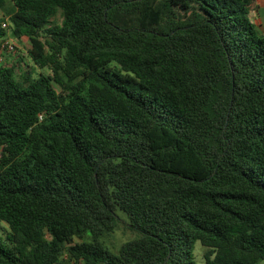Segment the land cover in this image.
I'll list each match as a JSON object with an SVG mask.
<instances>
[{"label":"trees","instance_id":"1","mask_svg":"<svg viewBox=\"0 0 264 264\" xmlns=\"http://www.w3.org/2000/svg\"><path fill=\"white\" fill-rule=\"evenodd\" d=\"M256 8L0 0V264H264Z\"/></svg>","mask_w":264,"mask_h":264},{"label":"rangeland","instance_id":"2","mask_svg":"<svg viewBox=\"0 0 264 264\" xmlns=\"http://www.w3.org/2000/svg\"><path fill=\"white\" fill-rule=\"evenodd\" d=\"M5 8L6 9L9 8V3H6ZM5 16H6L5 11L3 9H0V17L4 19ZM53 20L58 21L59 14H56ZM254 28L257 34L264 35V32L260 31V29L256 25H254ZM6 38L11 42L13 48L11 51H7L5 49L0 48V61L4 60L6 62H10L16 56H20L22 61H24L26 64H31L26 54V48H27L26 38L22 37L19 40H16L10 36ZM117 213L120 215L122 220L119 222L117 229H115L112 233H110L109 236L105 239V243L108 245V247H110L111 250H115L121 242L133 236V232L128 230L125 224L123 223V221H125V216L121 214V212L117 211ZM74 241H78V240L74 239ZM193 256H194L195 264H203L202 248L199 246L198 243H195L194 245Z\"/></svg>","mask_w":264,"mask_h":264},{"label":"crops","instance_id":"3","mask_svg":"<svg viewBox=\"0 0 264 264\" xmlns=\"http://www.w3.org/2000/svg\"><path fill=\"white\" fill-rule=\"evenodd\" d=\"M257 8L250 12V21L264 32V0H256ZM254 16V17H252Z\"/></svg>","mask_w":264,"mask_h":264},{"label":"built area","instance_id":"4","mask_svg":"<svg viewBox=\"0 0 264 264\" xmlns=\"http://www.w3.org/2000/svg\"><path fill=\"white\" fill-rule=\"evenodd\" d=\"M6 22H2L1 23V27H6ZM13 45L11 44V42L7 39V38H4L2 39L1 43H0V48L2 49H5L7 51H11L12 50V47Z\"/></svg>","mask_w":264,"mask_h":264}]
</instances>
